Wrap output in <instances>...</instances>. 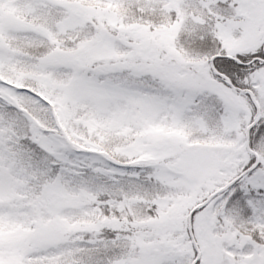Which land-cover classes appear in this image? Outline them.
<instances>
[{
    "label": "snow or ice",
    "instance_id": "6c2138e0",
    "mask_svg": "<svg viewBox=\"0 0 264 264\" xmlns=\"http://www.w3.org/2000/svg\"><path fill=\"white\" fill-rule=\"evenodd\" d=\"M0 264H264V0H0Z\"/></svg>",
    "mask_w": 264,
    "mask_h": 264
}]
</instances>
